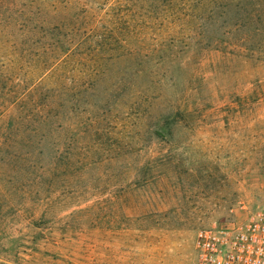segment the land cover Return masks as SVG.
<instances>
[{"label":"rangeland","instance_id":"374dc122","mask_svg":"<svg viewBox=\"0 0 264 264\" xmlns=\"http://www.w3.org/2000/svg\"><path fill=\"white\" fill-rule=\"evenodd\" d=\"M186 13L0 0V264H193L264 202V54Z\"/></svg>","mask_w":264,"mask_h":264},{"label":"trees","instance_id":"16d2710c","mask_svg":"<svg viewBox=\"0 0 264 264\" xmlns=\"http://www.w3.org/2000/svg\"><path fill=\"white\" fill-rule=\"evenodd\" d=\"M175 1L187 12L186 16H190L191 21L214 19L207 26L212 28L210 31L214 35L211 37L218 41V45L233 48L238 56L249 59L256 54H264V0ZM245 50L250 54L245 53Z\"/></svg>","mask_w":264,"mask_h":264},{"label":"built area","instance_id":"2783aa9c","mask_svg":"<svg viewBox=\"0 0 264 264\" xmlns=\"http://www.w3.org/2000/svg\"><path fill=\"white\" fill-rule=\"evenodd\" d=\"M193 264H264V202L236 226L197 232Z\"/></svg>","mask_w":264,"mask_h":264}]
</instances>
